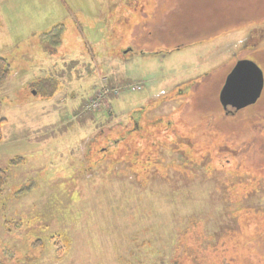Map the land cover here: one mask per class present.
Segmentation results:
<instances>
[{
    "label": "rangeland",
    "instance_id": "1",
    "mask_svg": "<svg viewBox=\"0 0 264 264\" xmlns=\"http://www.w3.org/2000/svg\"><path fill=\"white\" fill-rule=\"evenodd\" d=\"M0 58V264H264V0H0Z\"/></svg>",
    "mask_w": 264,
    "mask_h": 264
},
{
    "label": "water",
    "instance_id": "2",
    "mask_svg": "<svg viewBox=\"0 0 264 264\" xmlns=\"http://www.w3.org/2000/svg\"><path fill=\"white\" fill-rule=\"evenodd\" d=\"M264 89L262 70L253 62L241 61L229 75L220 95L225 110L241 111L257 103Z\"/></svg>",
    "mask_w": 264,
    "mask_h": 264
},
{
    "label": "trees",
    "instance_id": "3",
    "mask_svg": "<svg viewBox=\"0 0 264 264\" xmlns=\"http://www.w3.org/2000/svg\"><path fill=\"white\" fill-rule=\"evenodd\" d=\"M60 28V27H59ZM61 30L59 31H51L49 34H46L44 35L43 37L46 39V40H52L53 43H55L54 46H57L59 43H60V37H59V34H60ZM10 77V67H9V64L8 62L3 59V58H0V82H5L9 79ZM1 109H2V102L0 100V112H1ZM238 113L240 111H234L233 113L231 114H234V113ZM6 124V121L5 120H0V141L2 140V134H1V130H2V127L3 125ZM17 160L11 162V164H14L16 163ZM8 174L6 173L5 170L3 169H0V189L3 188L7 182H8ZM231 253V249H229L228 247H220L219 249H217L215 252H218V262H221L220 264H225L227 262L230 263L231 261V258H229L228 256H226L228 253ZM229 258V259H228ZM194 262H197L195 260V258L193 259Z\"/></svg>",
    "mask_w": 264,
    "mask_h": 264
},
{
    "label": "built area",
    "instance_id": "4",
    "mask_svg": "<svg viewBox=\"0 0 264 264\" xmlns=\"http://www.w3.org/2000/svg\"><path fill=\"white\" fill-rule=\"evenodd\" d=\"M137 89V88H136ZM138 90V89H137ZM139 90H140V88H139Z\"/></svg>",
    "mask_w": 264,
    "mask_h": 264
}]
</instances>
